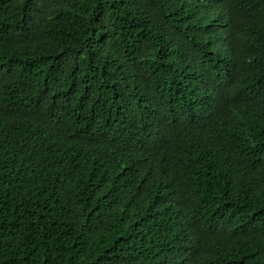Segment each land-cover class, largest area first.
<instances>
[{"label": "trees", "instance_id": "trees-1", "mask_svg": "<svg viewBox=\"0 0 264 264\" xmlns=\"http://www.w3.org/2000/svg\"><path fill=\"white\" fill-rule=\"evenodd\" d=\"M0 264H264V0H0Z\"/></svg>", "mask_w": 264, "mask_h": 264}]
</instances>
